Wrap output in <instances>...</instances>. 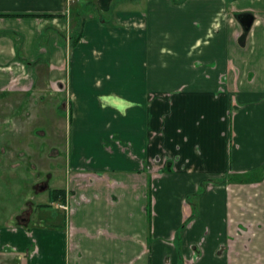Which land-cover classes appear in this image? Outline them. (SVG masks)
<instances>
[{"label": "crops", "instance_id": "1", "mask_svg": "<svg viewBox=\"0 0 264 264\" xmlns=\"http://www.w3.org/2000/svg\"><path fill=\"white\" fill-rule=\"evenodd\" d=\"M46 98L47 153L16 112ZM1 127V172L49 195L0 264H264V0H0Z\"/></svg>", "mask_w": 264, "mask_h": 264}, {"label": "rangeland", "instance_id": "2", "mask_svg": "<svg viewBox=\"0 0 264 264\" xmlns=\"http://www.w3.org/2000/svg\"><path fill=\"white\" fill-rule=\"evenodd\" d=\"M47 96V95H46ZM41 101V100H40ZM63 107V105H62ZM69 107V106H68ZM67 107L66 110L60 109H54L52 106V101L48 100V98L43 99L41 102H37L34 104V106L31 108H19L16 109V112L18 113V117L20 120L25 121V127H28L34 131L33 135L38 140L37 144H29L30 142H26V145L30 148L35 149H42V152H48L51 148V146H48V139L49 134L52 132L53 129L59 130V139L60 143L59 149L62 150V145L64 143L66 144V141H68V124H69V108ZM28 115V119H25V116ZM53 117L59 119V124H53ZM63 121V122H62ZM23 122H18L16 124V127L14 128L15 132H12L11 134L13 136L17 135V137H22V124ZM21 123V124H19ZM7 130L6 127H1L0 131L5 132ZM46 132V136L43 135V133ZM15 143L17 145V149H21L23 147H26L25 145V138H21ZM35 139V140H36ZM62 139L65 140V142L61 141ZM2 140H0V145H2ZM21 143H24V145H19ZM42 147V148H40ZM21 160V166L20 168L16 170H8L7 172H1L0 170V224L2 225L4 222L9 221V219L20 213L22 208H24L30 201H32V197L36 198V200L33 199L34 203L36 204L38 200L45 199L49 192L45 194L43 193H37L36 191L32 190V185L28 186V188H25V184L32 183L33 185H36V176L38 177L41 175V179L47 180L45 177L46 175L42 174L40 169L34 170L31 167V164L28 165V157H19ZM61 165L62 162H61ZM28 172H27V171ZM6 171V170H3ZM13 171V172H11ZM21 171H25L27 174L23 173L21 174ZM32 172L34 174H32ZM43 177V178H42ZM253 177V175L248 176H242V178H249ZM23 178V180H22ZM47 183H50L49 185L56 184V180H51L50 182L47 181ZM191 202H194V200H191ZM58 207V205H57ZM59 208V207H58ZM54 210H57L55 208ZM183 229V228H182ZM175 245L179 246L181 245V236L179 235V238H177V241L175 242Z\"/></svg>", "mask_w": 264, "mask_h": 264}, {"label": "water", "instance_id": "3", "mask_svg": "<svg viewBox=\"0 0 264 264\" xmlns=\"http://www.w3.org/2000/svg\"><path fill=\"white\" fill-rule=\"evenodd\" d=\"M254 16L251 14H242L238 17V21L243 26L246 32H249L254 24Z\"/></svg>", "mask_w": 264, "mask_h": 264}, {"label": "built area", "instance_id": "4", "mask_svg": "<svg viewBox=\"0 0 264 264\" xmlns=\"http://www.w3.org/2000/svg\"><path fill=\"white\" fill-rule=\"evenodd\" d=\"M59 207L64 212L69 213V206L67 204L66 205H60Z\"/></svg>", "mask_w": 264, "mask_h": 264}, {"label": "trees", "instance_id": "5", "mask_svg": "<svg viewBox=\"0 0 264 264\" xmlns=\"http://www.w3.org/2000/svg\"><path fill=\"white\" fill-rule=\"evenodd\" d=\"M53 194L57 197H63V192L62 191H55Z\"/></svg>", "mask_w": 264, "mask_h": 264}, {"label": "flooded vegetation", "instance_id": "6", "mask_svg": "<svg viewBox=\"0 0 264 264\" xmlns=\"http://www.w3.org/2000/svg\"><path fill=\"white\" fill-rule=\"evenodd\" d=\"M43 187H44V185H42L41 187H40V189H43ZM60 205H66V204H60ZM69 206V205H68ZM60 208V207H59ZM71 213V207L69 206V213L68 214H70Z\"/></svg>", "mask_w": 264, "mask_h": 264}]
</instances>
